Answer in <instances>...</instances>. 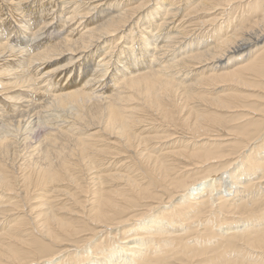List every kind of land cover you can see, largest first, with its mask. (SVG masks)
Here are the masks:
<instances>
[{"label":"bare ground","instance_id":"6f19581e","mask_svg":"<svg viewBox=\"0 0 264 264\" xmlns=\"http://www.w3.org/2000/svg\"><path fill=\"white\" fill-rule=\"evenodd\" d=\"M260 99L264 0H0V264H264Z\"/></svg>","mask_w":264,"mask_h":264},{"label":"rangeland","instance_id":"374dc122","mask_svg":"<svg viewBox=\"0 0 264 264\" xmlns=\"http://www.w3.org/2000/svg\"><path fill=\"white\" fill-rule=\"evenodd\" d=\"M136 1H137V0H136ZM138 1H140V0H138ZM246 1H248V0H246ZM218 12H219V11H218ZM218 12H217V13H218ZM238 14H239V11H235V13H233V15H234L235 18H236L237 16H239ZM235 15H237V16H235ZM195 16H196V17H195ZM198 16H199V17H198ZM194 17H195V19H194ZM190 18H193V19H192V23H196L195 21L198 20V19L200 18V19L197 21V23H198L199 21H201V19L204 20V19H206L207 17H201L200 15H192V17H190ZM197 18H198V19H197ZM219 20H220V19H219ZM219 20H218V21H219ZM218 21H217V22H218ZM215 23H216V22H215ZM73 26H74V25H73ZM211 26H213V23H212V25H208V27H211ZM194 72H196V71H194ZM250 92H256V93H258L259 91H250ZM259 93H260V92H259ZM261 98H262V97H261ZM260 101L264 102V99H260ZM250 102L254 104V105H253L254 107H259V104H260L259 102H256V101H250ZM262 102H261V103H262ZM260 107L264 108V103H263V105H261ZM228 115H229V114H228ZM223 124H226V123H223ZM223 124H221V125H223ZM175 146H176V145H175ZM177 146H178V145H177ZM113 161H114V160H112V163L110 162L111 164H110V163L108 164L107 161H106L105 164L108 165L109 168L113 169V171H114V170L116 171V169H117L116 166H121V162H123V161L116 160L114 163H113ZM125 161H126V160H125ZM118 162H120V163H118ZM117 163H118L119 165H117ZM112 164H114L115 168H114V166H112ZM115 164H116V165H115ZM106 165H105V166H106ZM110 165H111V166H110ZM106 167H107V166H106ZM38 199H39V198H38ZM38 199H37V200H38Z\"/></svg>","mask_w":264,"mask_h":264}]
</instances>
